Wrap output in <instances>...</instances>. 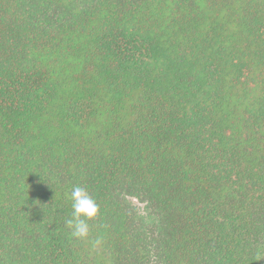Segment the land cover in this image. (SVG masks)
Wrapping results in <instances>:
<instances>
[{
  "label": "trees",
  "instance_id": "obj_1",
  "mask_svg": "<svg viewBox=\"0 0 264 264\" xmlns=\"http://www.w3.org/2000/svg\"><path fill=\"white\" fill-rule=\"evenodd\" d=\"M0 264H264V0H0Z\"/></svg>",
  "mask_w": 264,
  "mask_h": 264
},
{
  "label": "clouds",
  "instance_id": "obj_2",
  "mask_svg": "<svg viewBox=\"0 0 264 264\" xmlns=\"http://www.w3.org/2000/svg\"><path fill=\"white\" fill-rule=\"evenodd\" d=\"M72 200V217L66 221L71 235L77 239L86 238L89 234L87 220L94 219L99 212V205L86 187L74 186L70 192Z\"/></svg>",
  "mask_w": 264,
  "mask_h": 264
}]
</instances>
